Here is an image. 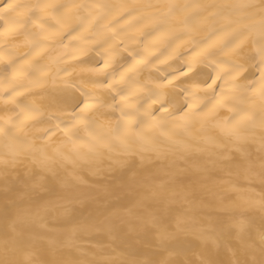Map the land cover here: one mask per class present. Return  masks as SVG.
<instances>
[{
    "label": "clouds",
    "instance_id": "1",
    "mask_svg": "<svg viewBox=\"0 0 264 264\" xmlns=\"http://www.w3.org/2000/svg\"><path fill=\"white\" fill-rule=\"evenodd\" d=\"M0 264H264V0H0Z\"/></svg>",
    "mask_w": 264,
    "mask_h": 264
}]
</instances>
